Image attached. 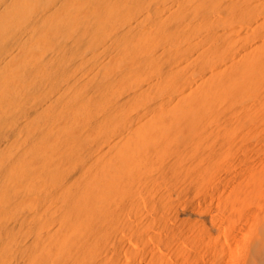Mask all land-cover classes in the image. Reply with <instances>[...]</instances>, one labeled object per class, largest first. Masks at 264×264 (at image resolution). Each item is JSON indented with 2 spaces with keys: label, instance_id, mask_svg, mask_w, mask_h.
Listing matches in <instances>:
<instances>
[{
  "label": "bare ground",
  "instance_id": "obj_1",
  "mask_svg": "<svg viewBox=\"0 0 264 264\" xmlns=\"http://www.w3.org/2000/svg\"><path fill=\"white\" fill-rule=\"evenodd\" d=\"M0 264H264V0H0Z\"/></svg>",
  "mask_w": 264,
  "mask_h": 264
},
{
  "label": "rangeland",
  "instance_id": "obj_2",
  "mask_svg": "<svg viewBox=\"0 0 264 264\" xmlns=\"http://www.w3.org/2000/svg\"><path fill=\"white\" fill-rule=\"evenodd\" d=\"M73 113V114H72ZM84 113V114H83ZM76 114V115H75ZM92 115L91 117H92V119H91V117L89 116V115ZM85 113L84 111H79V112H71V113H69V116H70V118H72V120H74L75 118L76 119H79V118H81V119H90L91 121L93 120V119H95V117L93 116V115H96V114H93V113ZM71 115H73L74 116V118L71 116ZM78 116V117H77ZM87 116H89L88 118H87ZM118 118H120V116H118ZM122 118H123V116H122ZM96 120V119H95ZM95 120H93L94 122H95ZM74 135H73V134ZM71 134H72V137L73 138H75V137H78L77 139H79V138H81L82 137V135H83V133L81 132H78V134H77V132L76 133H74V132H72ZM81 134V135H80ZM54 149V148H53ZM56 149V148H55ZM53 151V150H52ZM56 153H55V155H57V156H55L54 154H53V152H52V154H53V156L56 158H58V155L60 156L61 154H60V152H59V149H57V151L56 150H54ZM57 152H59V154L57 153ZM72 155V154H71ZM73 157V156H72ZM71 156H70V158H72ZM56 158V159H57ZM60 158V157H59Z\"/></svg>",
  "mask_w": 264,
  "mask_h": 264
}]
</instances>
